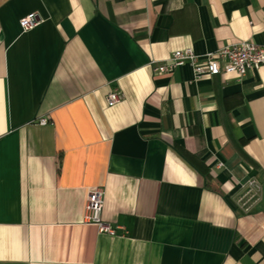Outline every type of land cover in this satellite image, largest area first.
<instances>
[{"label": "crops", "instance_id": "1", "mask_svg": "<svg viewBox=\"0 0 264 264\" xmlns=\"http://www.w3.org/2000/svg\"><path fill=\"white\" fill-rule=\"evenodd\" d=\"M240 39L264 0H0V264H264V66L151 63Z\"/></svg>", "mask_w": 264, "mask_h": 264}, {"label": "built area", "instance_id": "2", "mask_svg": "<svg viewBox=\"0 0 264 264\" xmlns=\"http://www.w3.org/2000/svg\"><path fill=\"white\" fill-rule=\"evenodd\" d=\"M40 21L36 11H29L19 18L22 29L32 28ZM152 69L155 72H170L175 67L188 63L191 65L196 78L203 75L221 73L244 75L249 69L264 66V44L252 39H240L223 44L213 50L197 53L192 47L186 46L172 50L163 60L156 62L151 60ZM123 99V93L114 88L107 93V103L113 104ZM41 122H46L45 118ZM245 198L242 204L247 209L251 202L257 198L259 183L255 178L246 181ZM104 202V188L101 185L92 186L87 190L83 219L96 225L99 232L113 234L115 227L102 217Z\"/></svg>", "mask_w": 264, "mask_h": 264}]
</instances>
